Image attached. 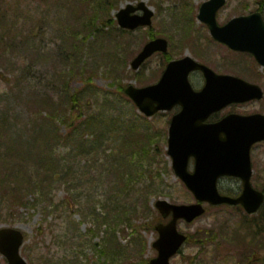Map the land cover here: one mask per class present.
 Masks as SVG:
<instances>
[{"label": "rangeland", "instance_id": "rangeland-1", "mask_svg": "<svg viewBox=\"0 0 264 264\" xmlns=\"http://www.w3.org/2000/svg\"><path fill=\"white\" fill-rule=\"evenodd\" d=\"M85 1L0 0V227L26 233L22 255L29 264H145L157 255L153 226L163 220L155 203L196 200L175 174L168 154L169 122L176 110L147 117L124 93L127 85L157 82L165 56L156 53L138 71L131 68L132 59L155 36L168 39L172 58L202 57L217 71L263 90L264 69L251 55L232 53L213 42L200 48L202 56L189 45L177 52L172 12L185 8L193 14L191 9L204 0H102V5L109 4L110 21L90 18L95 29L83 36L74 20L80 10L90 13L92 0ZM141 2L154 9L153 24L122 29L116 13L128 3ZM259 6V0H228L218 20L224 23ZM73 32L78 39L69 40ZM100 36L111 41L107 54L112 60L106 63L98 54ZM79 40H86V49L76 46ZM253 64L261 76L244 70ZM71 95L78 96L74 103ZM45 96L59 105L57 118L65 120L55 121L54 138L45 135L52 129ZM232 109L264 113V98L223 113ZM252 163L253 185L261 189L264 142L253 147ZM219 189L237 195L242 182L224 177ZM205 207L194 222L179 221L189 240L171 264H264V240L250 242L257 231L240 224L244 217V223L257 227L259 212L248 215L230 205ZM108 233L128 249L125 254L102 252ZM0 264H7L1 254Z\"/></svg>", "mask_w": 264, "mask_h": 264}, {"label": "water", "instance_id": "water-1", "mask_svg": "<svg viewBox=\"0 0 264 264\" xmlns=\"http://www.w3.org/2000/svg\"><path fill=\"white\" fill-rule=\"evenodd\" d=\"M226 0H208L200 17L209 25L213 36L230 48L252 53L264 66V18L261 12L231 19L222 27L216 23L218 9ZM143 9L144 15L132 14ZM153 11L143 3L138 7L129 4L118 12L117 18L124 28L135 29L152 24ZM168 41L157 38L148 42L132 61L138 69L157 51H167ZM203 69L207 84L201 92L193 90L188 75L192 70ZM137 106L147 116L160 110L172 109L181 104L183 109L173 116L169 133V154L176 174L199 200L195 204H172L159 200L156 206L164 216L173 214L167 224H159V238L154 242L158 256L150 264H170L187 237L178 230V220L192 222L205 212L202 202L211 204H242L249 213L256 212L264 201V193L253 188L251 177L252 146L264 140V115L229 116L220 123L205 124L214 111L232 102H245L263 97L260 86L232 75H218L191 57L171 61L162 79L153 85L125 89ZM195 158V169H188L190 157ZM223 175L242 178L244 190L239 197L222 195L218 179ZM24 233L15 227L0 228V253L9 264H28L21 255Z\"/></svg>", "mask_w": 264, "mask_h": 264}, {"label": "trees", "instance_id": "trees-1", "mask_svg": "<svg viewBox=\"0 0 264 264\" xmlns=\"http://www.w3.org/2000/svg\"><path fill=\"white\" fill-rule=\"evenodd\" d=\"M112 1V0H111ZM92 2H95V3H98L96 6H95V9H97V7H103V5H102V0H92ZM93 14H94V16H96L95 14V12H93ZM91 16V18H93V15H90ZM75 19L76 20H74L75 22H74V25L75 24H78L76 27V30L77 31H79V32H83L82 34H83V36L84 35H86L87 34V32H89L90 30H94L95 28H94V26H93V24H91L90 22H89V19H90V17L84 12V11H82V10H80L79 11V14H78V16H76L75 17ZM96 32H94V34H95ZM83 38V37H82ZM100 38H101V36H100ZM72 39H78V37H77V34H75L74 32H73V38L72 37H69V40H72ZM76 46H78L79 48H84L85 46H86V40L85 41H80L79 40V42H78V44L76 45ZM85 49H86V47H85ZM107 53H109V52H106L104 55H103V57H104V62L106 63V62H108L110 59H111V56L110 55H108ZM98 54H99V52H98ZM107 54V55H106ZM116 55V54H115ZM115 55L113 56V57H115ZM112 60V59H111ZM78 99V96H76V95H71V101H72V103H74V101H76ZM43 100H44V103H46L48 106H49V108H50V115H51V125H52V129H46V133H45V135H47V136H50V135H52L53 136V134L55 133V130H56V123H55V121L56 122H60V123H62V122H64L65 120H64V117H62V118H57L58 116L56 115L60 110V107H59V105H57L56 103H55V101L51 98H47L46 96L43 98ZM65 123V122H64ZM132 133V132H131ZM130 133V134H131ZM51 138H54V136L53 137H51ZM130 139H132V138H130ZM130 141V143H132V141L131 140H129ZM137 144V143H136ZM137 145H139V143L137 144ZM9 156H11V157H13V155L12 154H9ZM5 160V159H4ZM22 164H24V163H22ZM131 172L129 171V173L128 174H130ZM124 178V176H121V179H123ZM2 182V181H1ZM15 186V187H14ZM14 186H12V187H10V189H11V191L14 189V188H16V185H14ZM14 187V188H13ZM13 188V189H12ZM263 191H264V185H263V187L261 188ZM13 192V191H12ZM7 196H9V194H7ZM15 196V198H19V196L18 195H14ZM259 215L261 216L260 217V220H259V222H258V224L255 222V224H257V227L256 226H254V224H246V223H244V222H242L241 223V226L243 227V228H246L249 232H255V231H257V234L258 235H260L261 236V238L263 239L264 238V231L263 230H260L259 228H261V229H263V226H262V224H264V204H263V206H262V208L260 209V211H259ZM110 218V217H109ZM254 229H255V231H254ZM252 241H260V243H261V239H257V238H254V239H252ZM105 248H104V250L102 251L103 253H105L107 256L108 255H115L116 253H118V252H121L122 251V254H125V251L127 250L128 251V249H126L125 250V248H123V247H121L120 245H119V242L117 241V239H116V237H115V235L112 233H108L107 234V236L105 237V246H104ZM113 261H115L114 259H113ZM145 264H149V260L145 263Z\"/></svg>", "mask_w": 264, "mask_h": 264}, {"label": "flooded vegetation", "instance_id": "flooded-vegetation-1", "mask_svg": "<svg viewBox=\"0 0 264 264\" xmlns=\"http://www.w3.org/2000/svg\"><path fill=\"white\" fill-rule=\"evenodd\" d=\"M223 11V9L221 10ZM223 17V16H222ZM220 23V22H219ZM221 25H223V22L220 23ZM197 28V31H195L196 35H197V38H196V42L198 41V45L202 46L203 48L206 49V47L208 46V44H210V42H213V43H219L222 47H223V43L221 42H218L216 41L211 35H210V32H209V28L208 26L202 22V21H199V24L196 26ZM209 41V42H208ZM198 58L200 59L201 62L203 63H209L205 60L202 59V57H199ZM211 64V63H209ZM208 65V64H207ZM209 66V65H208ZM216 66V65H215ZM213 70H216L214 69V67L210 66ZM217 67V66H216ZM219 67V66H218ZM217 71V70H216ZM217 72H220V71H217ZM221 73V72H220ZM189 79H190V82L191 84L193 85V87L196 89V90H200L205 82H206V78H205V73L200 70V69H196V70H193L190 72V75H189ZM243 104H237V105H232V106H241ZM230 106V107H232ZM181 109V106L180 105H176L174 110H176V112H179ZM230 113H239V114H250V113H244L240 110H229V111H226L225 113H223V110L222 111H218V112H215L213 114H211L208 119L206 120L207 123H211V122H216V121H219L221 120L223 117H225L226 115L230 114Z\"/></svg>", "mask_w": 264, "mask_h": 264}, {"label": "bare ground", "instance_id": "bare-ground-1", "mask_svg": "<svg viewBox=\"0 0 264 264\" xmlns=\"http://www.w3.org/2000/svg\"><path fill=\"white\" fill-rule=\"evenodd\" d=\"M100 17L103 23H108L110 21V17L108 14L106 15L101 14ZM163 22H166V21H163ZM184 24H185L184 13L181 14V16L178 18V20L175 23L170 19V26L172 25L173 28L178 25H184ZM164 27H165V23H163V28ZM110 46H111V43L108 39L104 37L101 38V40L99 41V49H98L99 54L103 56L108 51V48Z\"/></svg>", "mask_w": 264, "mask_h": 264}]
</instances>
